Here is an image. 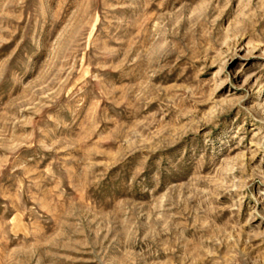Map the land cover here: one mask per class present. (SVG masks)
<instances>
[{"label": "rangeland", "instance_id": "obj_1", "mask_svg": "<svg viewBox=\"0 0 264 264\" xmlns=\"http://www.w3.org/2000/svg\"><path fill=\"white\" fill-rule=\"evenodd\" d=\"M0 264H264V0H0Z\"/></svg>", "mask_w": 264, "mask_h": 264}]
</instances>
